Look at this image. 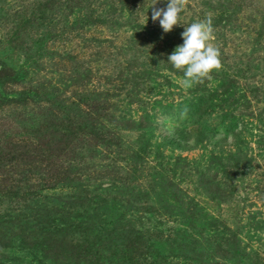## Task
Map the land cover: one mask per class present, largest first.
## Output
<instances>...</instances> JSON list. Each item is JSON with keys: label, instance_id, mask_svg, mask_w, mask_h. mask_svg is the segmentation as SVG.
<instances>
[{"label": "rangeland", "instance_id": "obj_1", "mask_svg": "<svg viewBox=\"0 0 264 264\" xmlns=\"http://www.w3.org/2000/svg\"><path fill=\"white\" fill-rule=\"evenodd\" d=\"M152 5L0 0V264H264V0ZM206 14L222 66L186 87Z\"/></svg>", "mask_w": 264, "mask_h": 264}, {"label": "clouds", "instance_id": "obj_2", "mask_svg": "<svg viewBox=\"0 0 264 264\" xmlns=\"http://www.w3.org/2000/svg\"><path fill=\"white\" fill-rule=\"evenodd\" d=\"M188 0H167L166 8L151 7L152 20L159 21L165 33L171 32L181 23V13ZM185 26V25H184ZM183 44L178 45L174 52L168 56V62L183 72V84L191 87L202 81L214 70L222 66L221 51L214 46L213 18L206 14L204 19L185 26L182 32Z\"/></svg>", "mask_w": 264, "mask_h": 264}]
</instances>
